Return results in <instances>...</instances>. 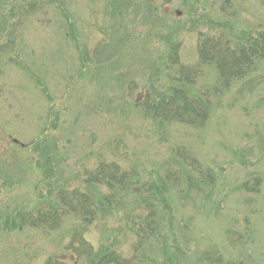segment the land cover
Listing matches in <instances>:
<instances>
[{"label": "rangeland", "instance_id": "1", "mask_svg": "<svg viewBox=\"0 0 264 264\" xmlns=\"http://www.w3.org/2000/svg\"><path fill=\"white\" fill-rule=\"evenodd\" d=\"M258 26L264 0H0V264L69 253L74 217L45 232L15 228V212L45 200L56 166L58 178L73 182L100 160L141 182H165L169 207L160 236L138 250L130 206L97 220L83 234L95 251L114 248L130 264H264V62L229 87L201 66L195 86L213 106L201 128L159 124L132 104L177 75L168 45L192 66L200 32L241 38ZM44 142L56 152L52 175L34 166ZM177 147L208 170L210 185L185 180ZM64 260L89 264L74 254Z\"/></svg>", "mask_w": 264, "mask_h": 264}, {"label": "trees", "instance_id": "2", "mask_svg": "<svg viewBox=\"0 0 264 264\" xmlns=\"http://www.w3.org/2000/svg\"><path fill=\"white\" fill-rule=\"evenodd\" d=\"M227 2L228 0H223V4ZM240 37L233 38L223 32L214 35L200 32L196 44L197 62L192 66L181 64L176 52L177 46L168 45L167 63L176 67L177 75L168 80V87L162 91L152 93L149 88H145L143 93L136 95L132 100L134 109L159 124L177 123L201 128L213 109L208 92L200 91L195 86L201 66L213 67L219 84L229 87L233 82L250 78L264 62V26H258ZM132 85L135 84L131 82L127 86L130 94L133 91ZM13 141L16 143V140ZM21 146L26 147V144ZM35 148L40 154L34 161V166L44 175H50L53 172V162L50 159L56 155L55 149L48 148L45 142L37 143ZM173 158L184 168L186 181L197 185L199 182L211 184L212 176L191 152L177 147ZM55 168L57 178L49 182L45 200L38 201L29 211L15 212V220L12 222L17 229L29 227L45 232L58 229L68 216L80 223L78 229L71 231L70 240L66 244L69 253L49 256L43 264H66L64 259L73 254L85 257L89 264L132 263L131 259L123 257L114 248L95 251L83 235L92 223L128 206L126 215L132 221L129 227L137 237L135 250L149 238L160 236L163 213L169 207L164 196L169 192V186L165 182H141L134 170L123 169L115 161L100 160L94 168H82L75 176L77 185H73L74 181L58 178V166ZM167 173L169 179L175 177L172 171ZM177 181L174 179L172 184L180 186L179 183L176 184ZM254 182L257 184L258 180L255 179ZM171 187L174 188L170 185ZM138 197H142V200L139 201ZM136 211L145 213L135 214Z\"/></svg>", "mask_w": 264, "mask_h": 264}]
</instances>
